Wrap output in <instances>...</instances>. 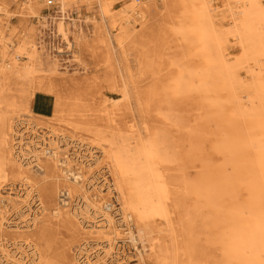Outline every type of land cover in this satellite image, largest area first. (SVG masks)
Returning a JSON list of instances; mask_svg holds the SVG:
<instances>
[{
    "label": "bare ground",
    "instance_id": "1",
    "mask_svg": "<svg viewBox=\"0 0 264 264\" xmlns=\"http://www.w3.org/2000/svg\"><path fill=\"white\" fill-rule=\"evenodd\" d=\"M1 1L0 264H201L182 214L203 211L226 264H264V0H161L183 49L167 74L151 55L130 66L158 0H59L60 53L86 67L89 53L97 68L71 79L45 65L35 25L11 27H49L44 0H18L14 15ZM91 2L90 42L68 16ZM38 93L51 115L33 112ZM191 103L202 132L180 114Z\"/></svg>",
    "mask_w": 264,
    "mask_h": 264
},
{
    "label": "rangeland",
    "instance_id": "2",
    "mask_svg": "<svg viewBox=\"0 0 264 264\" xmlns=\"http://www.w3.org/2000/svg\"><path fill=\"white\" fill-rule=\"evenodd\" d=\"M8 0L7 4H9V12L10 15H14L16 10L19 8L17 3L18 0ZM145 1V2H144ZM144 3H148V0H143ZM142 2V3H143ZM217 5L218 0H216ZM4 5V2L0 0V6ZM149 4H152L151 2ZM129 5V1H122L120 4L115 5V9H123L127 8ZM216 5V6H217ZM42 15L48 18L49 27L43 28L39 23V19H33L30 24H24L20 22L21 20L16 18L11 20L12 28L14 29L15 33H18L20 36V31L22 30V25H35L37 29H39V34L37 37V43L40 47V51L44 54L43 59L45 65L49 66L48 68L53 67V65L58 64L59 66V73L69 79L78 77L84 78L86 76L92 77L94 76L97 68L95 67V63L91 61V55L89 53H85V57L82 59L88 66L78 65L74 62V57L67 54V53H60V50H67V45L63 42L62 38L56 34V27H55V19L53 17H59L57 14H52V12L46 10L42 11ZM92 19L93 17L99 18L98 7L91 2L88 4L87 7H83L81 10H75L71 13L68 18V24L70 29L73 33H78L80 30L83 31L86 40L92 41L95 33L96 24H92L91 21H88L86 18ZM74 21L76 22V26L74 25ZM23 26V27H24ZM172 22L167 17V11L164 9L163 3L161 0H158L157 6H153L150 15V22L148 24V29L146 32L137 27L135 32L141 35L140 39L136 41L135 44L131 46V51L129 52L132 57V63L130 66L134 70L136 68V63L134 59L136 56H140L142 54L151 55L153 58L157 59L158 62L163 64L164 72L163 74H167L170 71L176 70L174 68V63L178 66L183 60V49L181 48V43L179 40H176L173 37L169 36L168 29H171ZM116 34V33H114ZM71 40H74L73 35L71 36ZM43 46V47H41ZM232 49V60L231 62L239 59L241 57V51L238 49L237 42L231 44ZM159 59H162L159 61ZM23 60V59H21ZM183 64V63H182ZM180 64V66H182ZM87 69V70H85ZM145 80V79H144ZM149 81L143 83L146 84ZM14 89H20V86L14 87ZM106 97H111L115 99H120V96H113L112 91L109 89H104L103 93ZM36 100V101H35ZM54 99L50 96H46L43 94H37L35 99L32 102V110L33 112L39 115H51L53 109ZM182 110L180 114L191 120V125L196 131L198 130L202 132L199 128L200 124L205 119V115L199 109L197 105L186 104L181 106ZM206 132L208 135L215 134L217 129L214 123L207 124ZM222 140L225 139V136ZM214 139V137H213ZM217 140H214V144ZM206 156L210 159V163L212 165H222L224 164V159L221 155L215 154L211 152L210 147L208 146L207 150L205 151ZM200 168L201 165L198 164ZM229 174H233L232 171ZM183 217L186 219L191 220L190 231L194 241V248L198 252L199 258L201 260V264H226L224 262V256L219 248V238H221V234L209 226L207 212L203 211L200 214H191L189 217H186L182 214ZM94 239L91 240L92 243ZM264 257H262L263 259ZM136 259V260H135ZM129 261L127 264H139V259L135 258Z\"/></svg>",
    "mask_w": 264,
    "mask_h": 264
},
{
    "label": "built area",
    "instance_id": "3",
    "mask_svg": "<svg viewBox=\"0 0 264 264\" xmlns=\"http://www.w3.org/2000/svg\"><path fill=\"white\" fill-rule=\"evenodd\" d=\"M24 2V1H27V0H20V2ZM136 4H140L143 0H133ZM58 2L59 0H44V3H45V6H46V10L52 12L54 11L55 9H58L59 8V5H58Z\"/></svg>",
    "mask_w": 264,
    "mask_h": 264
},
{
    "label": "crops",
    "instance_id": "4",
    "mask_svg": "<svg viewBox=\"0 0 264 264\" xmlns=\"http://www.w3.org/2000/svg\"><path fill=\"white\" fill-rule=\"evenodd\" d=\"M36 101V100H35Z\"/></svg>",
    "mask_w": 264,
    "mask_h": 264
}]
</instances>
